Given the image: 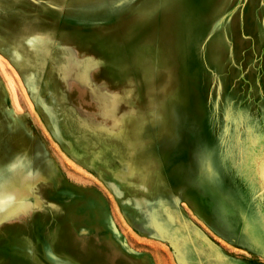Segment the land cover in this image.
Masks as SVG:
<instances>
[{
  "label": "rangeland",
  "instance_id": "374dc122",
  "mask_svg": "<svg viewBox=\"0 0 264 264\" xmlns=\"http://www.w3.org/2000/svg\"><path fill=\"white\" fill-rule=\"evenodd\" d=\"M121 245L264 264V0H0V264Z\"/></svg>",
  "mask_w": 264,
  "mask_h": 264
},
{
  "label": "crops",
  "instance_id": "0c3cea01",
  "mask_svg": "<svg viewBox=\"0 0 264 264\" xmlns=\"http://www.w3.org/2000/svg\"><path fill=\"white\" fill-rule=\"evenodd\" d=\"M60 195H62V197H63L62 202H60L61 204L63 202L68 203V201L65 200L64 198H66V199L71 198V195L70 194L68 195L65 192L63 194H60ZM82 224H83L82 226L90 225V224H87L86 222H82ZM85 232L90 233L91 230H86ZM104 232L106 234L107 231H104ZM94 234L97 235V231H95ZM106 237L109 239V244L112 245L113 247L117 248L118 243L116 244L114 242V240H112L113 241L112 242L108 235H106ZM79 238H81V236H79ZM61 241H65V240H61ZM66 251L68 252V250H66ZM77 251L79 252V254H76V255H78L77 258L81 262V264H101V260L98 257H96L99 255H96L94 257V255H92L90 252H86V251L82 250L83 253H81L79 250H77ZM74 252L76 253L75 250H74ZM118 255H119L118 258H115V257L107 258L105 264H155L154 261L150 257L143 258L142 256H139V255L136 256V254L134 252L128 251L123 245H121V247L118 249ZM53 257H54V259L59 258L57 255V252H56L55 256H53ZM254 257L260 259L261 261L263 260L262 256H254ZM66 258L67 259H73V258H71V256L70 257L68 256ZM260 260H258L256 262V264H261L262 262Z\"/></svg>",
  "mask_w": 264,
  "mask_h": 264
},
{
  "label": "bare ground",
  "instance_id": "6f19581e",
  "mask_svg": "<svg viewBox=\"0 0 264 264\" xmlns=\"http://www.w3.org/2000/svg\"><path fill=\"white\" fill-rule=\"evenodd\" d=\"M7 201V200H6Z\"/></svg>",
  "mask_w": 264,
  "mask_h": 264
}]
</instances>
